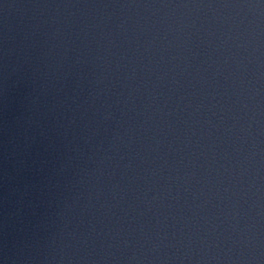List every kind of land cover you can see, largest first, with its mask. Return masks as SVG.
Returning <instances> with one entry per match:
<instances>
[{
	"label": "water",
	"instance_id": "obj_1",
	"mask_svg": "<svg viewBox=\"0 0 264 264\" xmlns=\"http://www.w3.org/2000/svg\"><path fill=\"white\" fill-rule=\"evenodd\" d=\"M0 264H264V0H0Z\"/></svg>",
	"mask_w": 264,
	"mask_h": 264
}]
</instances>
